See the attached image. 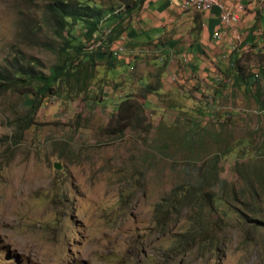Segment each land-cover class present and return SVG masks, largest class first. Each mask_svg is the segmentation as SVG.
<instances>
[{
	"label": "rangeland",
	"instance_id": "374dc122",
	"mask_svg": "<svg viewBox=\"0 0 264 264\" xmlns=\"http://www.w3.org/2000/svg\"><path fill=\"white\" fill-rule=\"evenodd\" d=\"M77 1L116 8L103 28L130 64L108 63L103 34L85 51L105 56L77 67L83 21L61 35L50 0H0V69L22 77L0 85V264H264V34L200 68L128 50L117 1ZM60 64L89 69L37 97L21 70ZM124 100L141 105L127 125Z\"/></svg>",
	"mask_w": 264,
	"mask_h": 264
},
{
	"label": "crops",
	"instance_id": "0c3cea01",
	"mask_svg": "<svg viewBox=\"0 0 264 264\" xmlns=\"http://www.w3.org/2000/svg\"><path fill=\"white\" fill-rule=\"evenodd\" d=\"M221 1L240 13V20L233 27L225 25L222 20V10L216 5L201 10L197 6L185 8L175 0H143L135 10L125 9L127 17L120 26V32L123 30L122 37L124 41L127 39L126 48L139 49L147 44H157L165 49L167 54L189 57L194 65L200 68L206 65L213 66L216 60L205 62L208 58V55L205 56V51L217 59L224 50L232 49L239 31L243 32V35L246 34L244 41L247 44L254 43L257 34L260 35L259 39L264 34V0ZM112 20L115 21V18ZM104 30L105 35L111 34L110 28L107 27ZM216 33H221L222 38L215 39ZM120 43L123 42L114 40L115 46ZM112 50L114 57L108 60L109 64L113 63L116 68L123 64H130L129 58L125 60L118 58L124 50L122 47L116 46ZM99 56L104 57L105 54ZM175 65L176 60L172 59L166 72H173L176 77L177 66ZM201 71L198 70L200 73Z\"/></svg>",
	"mask_w": 264,
	"mask_h": 264
},
{
	"label": "trees",
	"instance_id": "16d2710c",
	"mask_svg": "<svg viewBox=\"0 0 264 264\" xmlns=\"http://www.w3.org/2000/svg\"><path fill=\"white\" fill-rule=\"evenodd\" d=\"M49 4V10L54 18V20L57 23L58 32L59 34L63 35V31L71 24V20L77 22V21H83L85 23V29L83 30V40H80L78 43H74L71 41V39L66 40L67 46L66 47H72L74 49V52L71 53V59L74 64H76L77 67H80V63L83 64L86 62V64H90L91 66L94 65L95 59L97 56L101 54H105L103 51H105L104 46L98 45V48L94 50L93 52H86V48L88 47L86 44V41H89V47H91V44H95L96 41H98L99 38H101L104 34V28L103 23L106 21V19H109V16L112 15V13L115 11L116 8L114 7H105L101 4H92L90 1L87 2H79L77 0H50ZM117 3H119V6H124L126 10L133 11L135 10L143 0H115ZM108 23V21H106ZM107 27V24L104 25ZM113 32V30H112ZM110 38L108 41V45H112L114 40L116 39L117 33L114 36H112V33L110 34ZM94 48V47H93ZM101 51V52H100ZM99 54V55H98ZM79 64V65H77ZM71 65H68L64 67V65H56L53 66L51 69V74L49 75H43L42 73H34V71H22V74H26V78H29V82L27 85L30 86V89L33 84V80H40L42 81V84L37 86L36 94L37 97L40 95L41 97H46L48 95H51L56 90H54V85L60 81L61 79H65L67 76L72 75L73 73L78 75L81 73V70L84 68V71L88 72L89 66H82V68H77L76 72H72V70H68ZM72 73H71V72ZM83 71V72H84ZM19 70H2L0 69V85H2V88L5 90L9 88L18 89V85L21 83V75L19 73ZM73 74V75H74ZM239 77H242L241 74H238ZM32 90H29V92ZM40 101H38V104ZM141 105L138 102H133L131 100H124L121 108H120V120L127 125L129 121L132 118L133 113L137 110V108H140ZM116 125V128H119L120 126ZM202 169V168H201ZM199 176L202 178L201 181H197L202 183L205 179H209L208 175H205L204 171L199 172ZM204 176V177H203ZM216 177H219L218 173L216 174ZM210 180V179H209Z\"/></svg>",
	"mask_w": 264,
	"mask_h": 264
},
{
	"label": "built area",
	"instance_id": "2783aa9c",
	"mask_svg": "<svg viewBox=\"0 0 264 264\" xmlns=\"http://www.w3.org/2000/svg\"><path fill=\"white\" fill-rule=\"evenodd\" d=\"M175 1H179L185 8L188 6L190 7L201 6L206 10L215 5L219 6L223 13L222 20L226 26L233 27L235 23L240 20V13L237 11L235 12V10H233L232 8L227 7L221 0H175ZM240 8L242 7L240 6ZM214 38L219 40L222 38V34L216 33L214 35ZM104 41H106L105 30H104ZM114 55H118V54H114Z\"/></svg>",
	"mask_w": 264,
	"mask_h": 264
},
{
	"label": "bare ground",
	"instance_id": "6f19581e",
	"mask_svg": "<svg viewBox=\"0 0 264 264\" xmlns=\"http://www.w3.org/2000/svg\"><path fill=\"white\" fill-rule=\"evenodd\" d=\"M198 8H200L201 10H205V8L201 7V6H197Z\"/></svg>",
	"mask_w": 264,
	"mask_h": 264
}]
</instances>
